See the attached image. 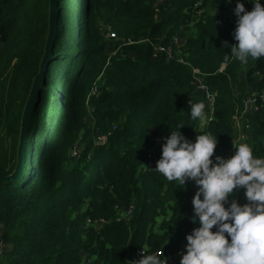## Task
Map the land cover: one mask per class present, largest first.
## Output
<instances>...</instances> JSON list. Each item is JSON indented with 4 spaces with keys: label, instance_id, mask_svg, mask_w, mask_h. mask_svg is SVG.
<instances>
[{
    "label": "trees",
    "instance_id": "trees-1",
    "mask_svg": "<svg viewBox=\"0 0 264 264\" xmlns=\"http://www.w3.org/2000/svg\"><path fill=\"white\" fill-rule=\"evenodd\" d=\"M196 1L57 0L58 32L30 120L24 174L0 183V232L9 246L0 264H82L83 254L128 264L144 246L176 253L198 226L190 220L196 186H176L146 165L161 138L181 125L189 140L199 132L216 137L214 156L230 157L233 119L250 96L258 111L249 117L247 143L254 156H264V58L226 61L230 48L224 42L236 43L235 17L206 13L191 28ZM222 5L212 0L205 7ZM49 9V0H0V177L16 166ZM111 32L117 39L108 38ZM176 35L189 37L183 55L170 61L155 57L151 42L169 45ZM193 68L217 93L214 120L205 132L189 115V101L206 103L193 86ZM205 112L207 117L206 107ZM242 196L234 198L242 204ZM134 203L128 222L115 221L117 206ZM168 212L171 219L159 222L161 233L156 232L158 218ZM88 219L110 223L101 234L85 237Z\"/></svg>",
    "mask_w": 264,
    "mask_h": 264
},
{
    "label": "clouds",
    "instance_id": "clouds-1",
    "mask_svg": "<svg viewBox=\"0 0 264 264\" xmlns=\"http://www.w3.org/2000/svg\"><path fill=\"white\" fill-rule=\"evenodd\" d=\"M231 4L232 0H225ZM236 0L233 12L234 44L225 60L235 58L241 64L264 58V5L261 0ZM190 118L203 122V102L191 103ZM179 130L162 137L161 156L155 171L176 186L189 182L196 186L190 220L194 227L186 234L187 243L180 264H264V156H254L247 143L234 146L230 157L214 156L216 137L201 133L189 140ZM214 157V159H213ZM243 193L245 203L234 197ZM215 227V231L213 228ZM160 252L142 249L140 258L131 264H167Z\"/></svg>",
    "mask_w": 264,
    "mask_h": 264
},
{
    "label": "built area",
    "instance_id": "built-area-1",
    "mask_svg": "<svg viewBox=\"0 0 264 264\" xmlns=\"http://www.w3.org/2000/svg\"><path fill=\"white\" fill-rule=\"evenodd\" d=\"M165 1L166 0H160V3H164ZM209 1H212V0H197L196 1V4H195V6L192 10V14H191L193 22H191L189 24V26L191 28L193 25H195L196 23H198L199 21H201L204 18V14L211 13L210 8L205 7V4ZM216 1L219 3L225 4V6H227L228 8H231L232 10L234 9L235 3H236V0H232L231 4L226 3L225 0H216ZM262 1L263 0H261V2ZM244 2H245L246 10L250 11V8L253 5L251 3H248L247 0H244ZM233 16L235 17L234 14H233ZM192 32H193V29H192V31H190V33H192ZM108 38L117 39V36L111 32L108 34ZM188 38L189 37H182L180 35H176L173 37V39L171 40V43L169 45H163L162 43H152L151 42V45L154 49L155 57L163 54V55H166L168 60L170 61L173 58H178V57L182 56L183 55L182 48L188 43ZM140 42H149L150 43L149 40H141ZM128 43L129 44H135L136 42L129 40ZM179 61L181 63L185 64L183 58H180ZM225 69H226V64H224L220 68V72H224ZM192 83H193V86L196 89H198L205 96V100H206L205 107L208 109V115L206 118H208V123H209L210 121L214 120V112H215L216 105H217V93L210 89V86L206 82L205 74H203L200 70H198L196 68L192 69ZM96 93H97V89H94L92 92V95H94ZM263 99H264V96H263ZM256 110H257L256 100L252 96L243 100L241 107H239L237 109V112H236L234 119H233V128H234L235 136L233 139L232 153H234V151H235L234 146H238L240 143L247 142L250 139L248 137V136L251 137V134H250V124L251 123H250L249 117L251 115L255 114ZM97 140L100 144L106 143L105 137H98ZM160 147H161V142H159V144L156 146V148L154 150L156 152L155 154H153L155 158L153 160H150L148 162V164L146 165L147 170H154L155 171L154 168L156 166V161L159 159L158 158V150ZM116 210H117V216H116L115 221H117V222H123V221L128 222L129 219L132 217L133 212L135 210V203L128 209H126L122 206H117ZM172 215H173V213L168 212L166 215L159 217L158 223L164 219H166V220L171 219ZM109 223H110L109 221H106L103 219H101V220L88 219L82 228V233L84 234L85 237H87L89 234H92V233H96L99 235L103 232V229ZM159 226H160V223L155 227V231L161 233ZM213 231H215V227L213 228ZM184 245L185 244H183L182 247L176 253H173V254L170 253L169 251H167L165 248L151 250L149 247L144 246L143 248H140L136 251L135 256L129 260L128 264H131L130 261H134V260H137L140 258V254L142 252V249H144L146 252H150V253L161 251V253L163 255L162 259L167 261V264H180L181 256L185 252ZM8 250H9V246L1 238V232H0V255H3ZM82 264H105V263L103 261H101L98 256L89 257L88 254H83Z\"/></svg>",
    "mask_w": 264,
    "mask_h": 264
},
{
    "label": "water",
    "instance_id": "water-1",
    "mask_svg": "<svg viewBox=\"0 0 264 264\" xmlns=\"http://www.w3.org/2000/svg\"><path fill=\"white\" fill-rule=\"evenodd\" d=\"M49 6V24L48 35L45 44V52L39 66V72L34 78L28 99L23 110L20 124L19 141L17 146L16 166L10 175L0 177V183L17 181L21 179L24 174L27 147L29 142L30 120L39 99L40 89L46 79V74L53 58L54 42L58 32L59 10L57 0H49Z\"/></svg>",
    "mask_w": 264,
    "mask_h": 264
},
{
    "label": "rangeland",
    "instance_id": "rangeland-1",
    "mask_svg": "<svg viewBox=\"0 0 264 264\" xmlns=\"http://www.w3.org/2000/svg\"><path fill=\"white\" fill-rule=\"evenodd\" d=\"M253 7V6H252ZM252 7L250 8V10L252 9ZM219 9H215V8H210V10H211V14H225L226 16H228V17H234L233 16V14H234V12H233V10L231 9V8H228L227 6L225 7V6H220V7H218ZM79 12H80V10H79ZM235 15V14H234ZM235 20H236V17H235ZM242 79V77L240 76L237 80H238V82L240 81ZM207 123H208V118H206L203 122H200L199 123V130H206V128H207ZM249 138H251L250 136H248ZM242 143H247V142H242ZM157 144H159V142L157 143ZM248 144V143H247ZM249 145V144H248ZM156 152L154 151L153 152V154H155ZM241 200L243 201V203H245L246 201H245V199H244V197L242 196L241 197ZM242 203V204H243ZM0 231H1V229H0Z\"/></svg>",
    "mask_w": 264,
    "mask_h": 264
}]
</instances>
